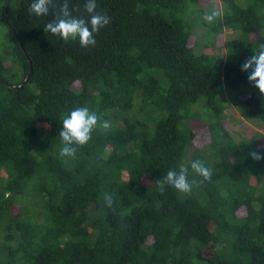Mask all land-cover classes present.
<instances>
[{
	"label": "trees",
	"instance_id": "obj_1",
	"mask_svg": "<svg viewBox=\"0 0 264 264\" xmlns=\"http://www.w3.org/2000/svg\"><path fill=\"white\" fill-rule=\"evenodd\" d=\"M31 2L0 0V264H264V159L250 155L264 135L237 141L227 126L234 106L264 127V94L241 71L264 46V0L199 12L198 0H97L110 19L88 47L44 30L64 0L42 17ZM80 106L110 128L62 157L63 117ZM182 165L189 193L163 180Z\"/></svg>",
	"mask_w": 264,
	"mask_h": 264
},
{
	"label": "clouds",
	"instance_id": "obj_2",
	"mask_svg": "<svg viewBox=\"0 0 264 264\" xmlns=\"http://www.w3.org/2000/svg\"><path fill=\"white\" fill-rule=\"evenodd\" d=\"M50 5L51 0H32L29 11L37 17L46 16L49 14ZM84 9L86 16H74L69 10L67 0H64L59 11L55 13V18L45 25L44 30L54 36H59L64 41L78 40L82 47L94 46L96 43L94 33L107 25L110 18L106 13L98 10L97 0H85ZM218 14L213 12L207 19L211 21ZM241 71L247 72L248 81L261 94H264V46L241 65ZM98 122L103 129L110 128L109 121L101 120L96 111L90 110L87 106L75 107L65 114L62 128L59 131L62 144L60 155L73 157L76 153L75 146L84 145L90 140ZM250 155L255 160L264 159V153L253 151ZM190 168L203 180L211 178L212 170L202 160H192ZM163 180L176 189L178 193L191 192L194 183L188 179L187 170L183 165L179 171L168 170ZM104 202L108 207H111L113 195L105 193Z\"/></svg>",
	"mask_w": 264,
	"mask_h": 264
},
{
	"label": "rangeland",
	"instance_id": "obj_3",
	"mask_svg": "<svg viewBox=\"0 0 264 264\" xmlns=\"http://www.w3.org/2000/svg\"><path fill=\"white\" fill-rule=\"evenodd\" d=\"M212 9H223V2L222 0H198V5L196 6V10L199 11H210ZM207 18V17H206ZM200 31V30H199ZM8 31L5 27V25L0 24V53H3V50L5 47L4 44L6 42V37ZM229 35H232V32L229 33ZM233 37V36H232ZM225 39V36H224ZM227 39V37H226ZM204 40V37L198 38L197 35H193L190 39V45L195 46L197 43H202ZM223 42L222 39L218 42L220 45ZM202 50V49H200ZM215 52V51H214ZM217 53V52H216ZM248 58H246L247 60ZM243 60L241 61L242 64L246 61ZM6 66H10V62L6 63ZM75 88H77L75 86ZM245 92V91H244ZM244 94V93H240ZM227 98L231 100V95L230 93L226 94ZM228 117L231 119V123L228 121L227 126H229L231 129H233V136L237 141H240L241 139H250L254 138L257 136V133L263 134L264 135V127L260 126L256 123H252L249 120L244 119L243 115L237 110L236 107L232 106L228 109L227 111ZM201 126H204L203 124H200ZM2 177H6V173H2ZM30 201V198L28 196H23V197H18L16 201V208H13V212L15 214H19V210L23 205L28 204ZM97 213H93L90 211V216L94 217L96 216ZM89 222V221H88ZM209 255L210 253H206Z\"/></svg>",
	"mask_w": 264,
	"mask_h": 264
}]
</instances>
